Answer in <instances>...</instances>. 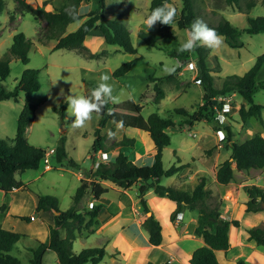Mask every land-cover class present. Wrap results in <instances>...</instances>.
<instances>
[{
    "label": "trees",
    "instance_id": "obj_1",
    "mask_svg": "<svg viewBox=\"0 0 264 264\" xmlns=\"http://www.w3.org/2000/svg\"><path fill=\"white\" fill-rule=\"evenodd\" d=\"M21 12H29L38 20L40 28L35 38L28 37L24 32H18L13 36L11 45L4 55L0 57V101L12 100L20 102L23 92L25 98L23 108L17 121L16 134L13 138L0 136V194H8L15 188L27 187V184L17 178V174H22L27 169H38L41 167L46 149L35 145L29 141V128L36 118L37 104L33 103L31 95L40 89L39 74L40 69L25 68L21 74L18 84L11 89L4 84L8 77L13 58L20 59L24 64L29 62V52L35 42L48 44L54 40L53 49L77 50L87 58H94L93 53L85 51L84 42L93 29H98L102 33L105 42L119 45L125 52L135 55V58L123 62L113 72L114 78L126 75L133 64L143 58L138 53L136 46L132 42L129 29L123 24L122 16L116 18L106 15V0H98V7L86 12L80 11L84 1L90 0H67L66 4L55 9H46L34 6L27 0H16ZM183 7L178 18L180 28L189 29L191 23L196 18H201L197 11L195 0H182ZM228 4L240 5L241 0H226ZM171 0H169V3ZM164 0H152L149 7V14L153 9L161 6ZM6 0H0V14L6 8ZM256 5L254 0L247 3L246 12ZM75 10L79 15V20L85 18L82 23L73 31L67 32V26L74 22L69 16V11ZM242 10V9H241ZM43 20V22L41 21ZM209 27L214 28L219 35L225 37V41L235 48L243 46L239 37L242 33L258 34L264 32V15L248 16L249 25L246 28H239L233 25L228 19L223 18L216 24L206 22ZM139 36L145 40L149 47L156 45V36L149 31L141 30ZM211 50L206 47H197L192 51L196 58L197 74L195 79H200L203 88L202 103L194 111H189L184 107L175 108L174 112L184 116L183 124L177 123L171 116H162L158 112H152L144 117L142 110L144 105L127 98L116 104H109L100 115L99 125L94 131L93 153L99 150H108L106 147L107 135L102 132L108 121H123V126L137 128L146 131L154 143V160L151 164H138L131 160L126 153L119 150L116 157L110 161H100L89 171L88 175L82 177L81 183L75 194L72 196V204L69 208L61 210L58 206V199L54 195H37L35 211L50 212L52 221L49 224V236L46 240H36V244L29 246V264H44V255L47 250L56 253L61 264H97L105 256V246H94L83 248L79 252L73 249V241L77 233L82 229H91L96 222V217L101 210V204L94 203L92 207L82 206L84 198L90 193L98 194L108 191V188L100 183V180H111L122 188H130L139 184L138 196L145 211H149L144 195L150 189L161 196L176 201L177 208L188 207L198 209L199 216L203 222L201 236L204 244L197 247L190 258V264H221L217 257L216 250H227L230 246L229 229L231 225L238 226L237 219L227 220L222 217L220 201L211 203L213 190L207 186L206 176H200L196 186L192 190L181 189L171 185L160 183L163 177H171L186 167L189 163L173 164L165 168L163 161V150L171 143V137L167 132L170 126L193 125L197 121H218L221 124L219 129L226 131V146L231 149L229 158L221 162L217 168L216 177L221 183H228L233 178L232 160L235 161L239 170L264 167V136L255 134L240 143L234 137L232 127L221 123L217 117L215 98L236 93L244 98L238 109V114L242 122L249 118H257L263 125L264 104L255 101V93L264 90V77L258 79V75L264 68V51L256 57L254 64L244 74H230L224 77L220 86L215 85L213 69L208 62ZM169 55L175 56L183 62L189 58V52H178L177 49L169 51ZM182 62V64H183ZM180 67L177 68V72ZM219 71V70H217ZM175 72L166 73L161 76L148 74V84L142 92L141 97H145L148 91H153V102L159 103L166 92L163 84L173 79ZM97 85H94L96 87ZM67 101L61 103L60 110L64 115ZM233 105V104H232ZM218 107H223V102L218 103ZM111 109V114L109 113ZM117 112H125L128 116H122ZM182 124V125H181ZM116 126V123H114ZM136 138L123 136L117 141H113L109 148L120 146L134 147ZM55 158L62 163L68 159V165L79 167V163L72 157L68 158L65 136L61 137L60 143L55 148ZM249 198L246 201V208L249 211H257L262 208L264 202V190L256 185L247 188ZM4 208V205H2ZM23 220L31 221L29 216H20ZM143 226L149 234V242L159 245L163 242L162 225L154 215H149L143 221ZM65 229L67 234L62 236L61 230ZM249 237L257 244L264 245V225H256L247 229ZM28 234L16 230L5 228L0 222V264H24L20 258L11 252L16 243L28 237ZM146 264H155L148 261ZM175 264V263H166ZM236 264H251L244 258L236 260Z\"/></svg>",
    "mask_w": 264,
    "mask_h": 264
},
{
    "label": "rangeland",
    "instance_id": "obj_2",
    "mask_svg": "<svg viewBox=\"0 0 264 264\" xmlns=\"http://www.w3.org/2000/svg\"><path fill=\"white\" fill-rule=\"evenodd\" d=\"M27 1L34 6L39 5L40 7L48 8L49 6L64 5L67 0ZM151 1L106 0V15L113 18L122 16L123 24L131 33L133 44L136 46L138 53L143 56L141 60L133 64L131 70L125 76L114 78L112 72L123 62L134 59L135 55L125 52L119 45L108 44L106 42L107 49L102 52V56L94 59L86 58L75 50L64 48L54 50V40L48 44L35 42L29 52V62L27 64H24L18 58H13L10 62V73L3 82L11 89L16 87L25 68L40 69V89L34 92L30 98L33 103L37 104L38 109L36 118L29 128V141L49 150L50 148H57L61 137L65 136L68 158L72 157L79 163V167L69 166L68 159L59 163L55 158V154H52L50 155L51 169H45L42 161L39 169H30L25 171L24 174H17L18 179L27 183V189L17 194L18 202L16 203V207L23 212L33 213L37 219L30 223H16L18 229H14L29 234L28 237L19 240L11 252L14 256L20 258L24 264H29V246L36 244V238L42 239V235L40 234V228L43 226L42 219H52L50 212L44 213L42 211L37 213L35 211L34 203L37 195H54L59 200L61 210L67 209L71 206L72 195L75 194L80 184L77 174L79 172L87 174L94 164L101 161L97 157L99 152L93 153L92 151L95 139L94 131L101 117L94 115V118L87 122L84 127L73 128L72 118L66 110L67 105L64 115H62L60 110L61 103L67 101L68 95H87L89 90L98 84L99 76L107 73L112 77L109 82L114 87V95H117L120 101L133 98L135 101L140 102L144 105L142 110L144 117H147L152 112H158L162 116H171L177 123L183 124L184 116L175 113L174 109L184 107L192 112L202 103L203 88L195 79L197 66L193 53H189V58L186 62L169 55L170 50H178L180 45L186 40V29L180 28L178 25L183 1L171 0L170 2L177 9V14L172 25L157 23L153 29L148 30L144 24V20L149 15ZM250 1L241 0L240 5L228 4L226 0H195V3L201 19L205 22L216 24L223 18H226L233 25L239 28H246L249 25L248 16L264 15V0H254L256 5L248 13L246 12L247 3ZM6 3L5 10L0 14V57L4 55L7 48L11 45L13 36L16 33L24 32L28 37L34 39L40 28L39 22L33 14L21 12L16 0H6ZM97 7L98 0L84 1L80 11L86 12ZM41 21L43 22V20ZM75 24L77 22L72 25ZM141 30L149 31L156 36L155 46L149 47L145 40L139 36ZM94 31L99 32L100 30L94 29ZM222 37L223 45L216 51H210L208 56V62L213 69L212 74L214 75L216 86H220L227 75L235 73L244 74L254 64L256 57L264 51V32L258 34L242 33L239 40L243 46L240 48L231 47L225 41V37ZM191 61L195 64V68L193 69L188 64ZM180 65L182 66V71L177 72V67ZM166 66L175 68V76L163 84L166 94L161 101L159 103L153 102V91H148L145 97H141V93L146 89L148 84L146 73L161 76L169 73L164 70ZM263 77L264 68L258 75V79L260 80ZM20 95V102L7 100L4 101L7 105L0 104L1 137L13 138L16 134L17 121L21 112L20 106L23 105L25 98L23 92ZM230 100L233 104L230 111L226 114L218 113L217 117L224 125L229 124L233 127V138L242 143L255 134L264 135V125L256 118H250L246 123L241 121L238 109L240 103L244 102V98L240 95L231 94ZM255 101L264 104V90H258L255 93ZM220 125L218 121L202 120L195 122L191 126L184 124L182 127H168L167 132L171 137V143L163 150L165 168L177 164V157L190 162L195 157V160L191 163L192 172L203 170L200 174L207 176L209 185L215 190L216 185L210 184L212 182L210 179L212 170L210 165L205 161L210 160L213 162L215 160V156L210 158L208 153L214 151L215 142L217 141L216 137L219 139L218 130L219 127H222ZM116 130H118L117 134H126L128 137L136 138L137 148L140 147L138 146L139 142H145L144 140L149 144L146 146L150 147L153 145L149 134L141 129L121 127ZM113 132L107 130V138H112ZM224 133L226 134L225 130ZM219 142L223 144V148H226V138L223 140L219 139ZM203 150L205 151L204 155H202ZM147 160L149 163L152 161V158H148ZM251 171L252 178L249 181L255 182V184H263L264 181L258 179L256 171L254 169ZM184 173L186 171H181L171 177H163L160 183L171 186L180 184L179 180L182 179ZM187 173L189 175L191 173L190 170H187ZM197 176L199 174L196 173L191 180L186 178L188 180L186 187L192 188L196 184ZM131 192L137 195L135 189L131 190ZM2 195L3 193L0 194L1 205L3 203ZM152 195L159 198L162 197L154 191H152ZM244 195V192H242L241 197H244ZM84 199L88 200V196ZM148 199L150 203H154L155 198L148 196ZM1 205L0 217L2 216L1 213L7 212L4 210L5 206L2 208ZM29 217L31 218V215ZM127 236L130 240H140L135 235ZM109 239L113 241L111 244L119 241V237L116 235L107 237L90 234L89 239L81 238L73 241V247L74 250L80 251L83 248L81 243L85 240L91 242V245L85 247L87 248L98 246L100 242V244H107ZM111 244L109 243L107 249H105L107 251L106 258L111 256V252L109 251ZM183 254L185 256L184 252ZM44 257V264H61L58 261L56 253L52 250H47ZM138 257L139 255L136 254L131 264ZM124 261L125 257L121 256L120 263Z\"/></svg>",
    "mask_w": 264,
    "mask_h": 264
},
{
    "label": "crops",
    "instance_id": "obj_3",
    "mask_svg": "<svg viewBox=\"0 0 264 264\" xmlns=\"http://www.w3.org/2000/svg\"><path fill=\"white\" fill-rule=\"evenodd\" d=\"M61 6L62 5L52 6V7L49 6L46 9H55L56 7H61ZM84 19H85L84 17L81 18L79 22L75 25H72L75 22L70 23L67 26V32L76 29ZM84 46H85V51H87L88 53H93L95 55L94 58H98L102 56V52L105 49H107V45L105 43V39L102 33L100 31L95 32L94 29L87 36L84 42ZM79 54L81 53L79 52ZM81 55L84 56L83 54ZM94 58H89V59H94ZM178 67H180L179 72L180 70L182 71L181 68L182 66L180 65ZM148 74L146 73V78L148 77ZM233 95H238V94L233 93ZM244 102H241L240 105ZM0 104L7 105V103L4 101H0ZM22 108L23 105L20 106V111L22 110ZM117 113L122 116L129 115L125 112H117ZM116 129L117 126H114V122L110 120L107 122L106 127L103 128L102 130L104 134H106L107 130L114 132L112 134L113 135L112 138L106 139V147L108 148V150L107 151L104 150V152H107V158L101 161L113 160L116 157L117 152L121 150L124 153H126L131 160H133L138 164H151L153 162L154 152H155V148L153 146L154 143L150 147L146 146L148 144L146 140H144L145 142L143 141L139 142L138 146L140 147L142 146V148L136 147L137 139L134 147L120 146L115 148H109L113 141H117L121 139L123 136H127L126 134L123 135L117 134L118 130ZM216 139L217 141L215 142L216 145L214 146V151L208 153L210 158L215 156V160L213 162L210 160L205 161L210 165V168L212 170L210 177L212 182L210 184L216 185V189L215 190L212 189L213 197L211 198L210 201L212 204H216L218 201H220L221 203L220 208L222 212V217L224 219L227 220L237 219L239 221L238 226L235 225L230 226L229 248L227 250H221V249L216 250L217 257L219 258L221 264H236V260L239 258H244L247 262L251 264H264V245L257 244V242L254 239H251L249 237V233L247 231L249 227L256 226V224L264 225V207L262 206V208L257 211H249L246 208V201L249 198L247 188L252 185H256L260 189L264 190V183L255 184V182L249 181L252 178L251 170L254 169L256 171V175L258 179H262V181H264V167L239 170L236 167L235 161L232 160V168H233L232 180L228 183L219 182L216 177L217 168L221 162H223L225 159L230 157L231 149L227 148V146L226 148L225 147L223 148V144L219 142V139L217 137ZM204 154L205 151L203 150L202 155ZM148 158H152V161L149 163L147 160ZM177 159L180 160V163H189V166L186 167L184 170H182V171H186V173H184L182 179L179 180L180 184L175 185V187L186 190H192L196 186L199 177L206 175L200 174L203 172V170L200 171L196 170L195 172H192L191 163L195 160V157H193L192 162L184 161L179 157H177ZM99 162L100 161H98L96 165ZM94 165L92 166V168L94 167ZM51 168L52 165H50L49 167L45 166V169H51ZM187 170L188 171L190 170L191 172L189 175H187L188 174ZM24 172L22 174H24ZM88 173L89 172H87V174L79 172L77 174V178L80 180V183L82 177H85V175H88ZM196 173L199 174V176H197L196 178V184L192 188L186 187L188 185L187 184L188 180L186 178H189L191 180V178H193L196 175ZM100 183L103 186L107 187L108 191L101 194L90 192L87 195L88 200L84 199L82 202V206H87V207L90 202L101 204V210L99 211V214L96 217V222L90 230L82 229L80 232H78L77 237L74 240L76 241L81 238L89 239L90 234L103 235L107 237L116 235L119 237V241L113 244H111V242H113L111 239L108 240L107 244H100L101 242L99 243L100 246L104 245L105 249H107L109 243L111 244L109 250L111 252V256L107 258L104 256L103 259L97 264H131V261L133 257L136 256V254H138L139 257L132 264H146L148 261H152L155 264H166V263L190 264L189 261L193 254V251L197 247L204 244V240L201 236L203 222L199 216L198 209L181 207L176 211L177 208L176 201L168 198L167 196H162L160 198L156 197L155 195H152V191L154 190L150 189L144 195L147 206L149 207V211H145L144 208L141 206L140 197L138 196V187H139L138 183L130 188H122L111 180H100ZM206 184L207 186L212 188L211 185H209L208 179ZM26 189L27 187L15 188L10 193L2 195L3 196L2 205L5 206L4 210L7 212L1 213L2 216L0 217V222L5 228L14 230V229H18L16 223L19 222L30 223L32 221L37 220L36 216L33 213L23 212L22 210H19V208L16 207L17 206L16 203L18 202L17 194L19 192H23L22 190H26ZM133 189L136 190L137 195L132 194L131 190ZM242 192H244L245 194L244 197H241ZM148 196L155 198L154 203L149 202ZM36 204H37V198L34 203L35 208H36ZM58 206H59V200H58ZM59 208L61 209L60 206ZM152 214L157 220L160 221L162 225L164 238H163V242L159 245L150 244L149 234L145 229V227L143 226V221L146 219L147 216ZM29 215L34 216L35 218L31 221H26L23 220L22 218L20 219V216H29ZM42 220H43L42 221L43 226L40 228L41 229L40 234L42 235L41 236L42 239H38V240L44 241L49 236V224L51 223L52 219H42ZM62 231L64 232L63 234ZM61 234L62 236H66L67 234L66 230L62 229ZM127 235H135L140 240L138 241L130 240ZM90 243L91 242H89L88 240H85L81 243V246L85 248L86 246L91 245ZM183 252L185 253V256ZM106 254L107 251L105 255ZM121 256L125 257V261L123 263H120Z\"/></svg>",
    "mask_w": 264,
    "mask_h": 264
},
{
    "label": "clouds",
    "instance_id": "obj_4",
    "mask_svg": "<svg viewBox=\"0 0 264 264\" xmlns=\"http://www.w3.org/2000/svg\"><path fill=\"white\" fill-rule=\"evenodd\" d=\"M69 16L74 22H79V15L75 10L69 11ZM177 14V9L164 0L161 6L156 7L145 18L144 24L148 30L153 29L157 23L161 25H172ZM186 40L180 45L178 52L191 53L197 47H206L211 51H216L223 45V37L218 32L209 27L201 18H196L186 30ZM165 71L172 73L174 67H165ZM112 77L107 74L99 76V82L96 87L89 90L87 95H68L67 96V113L72 118V127L81 128L96 117H99L103 110L111 103L120 102V98L114 95V87L109 82ZM111 114V109H109ZM117 128L123 127V121H116Z\"/></svg>",
    "mask_w": 264,
    "mask_h": 264
},
{
    "label": "built area",
    "instance_id": "obj_5",
    "mask_svg": "<svg viewBox=\"0 0 264 264\" xmlns=\"http://www.w3.org/2000/svg\"><path fill=\"white\" fill-rule=\"evenodd\" d=\"M191 66V69L195 68V64L193 61L188 63ZM200 79H197L196 82L200 83ZM231 94L230 95H226V96H218L215 98L216 100V104L214 105V108L217 109V113H221V114H226L227 112L230 111L231 107H232V103L230 100ZM223 102V107L220 108L218 107V103ZM218 134H219V139L223 140L226 137V134L224 133L223 129H219L218 130ZM55 148H50L49 150H46L44 158H43V163L46 167H49L50 164V155L55 153ZM99 155L97 156L99 160H104L107 158V152H104L102 150H99ZM94 205V202H90L89 203V207H92ZM34 216H31V219H34Z\"/></svg>",
    "mask_w": 264,
    "mask_h": 264
},
{
    "label": "water",
    "instance_id": "obj_6",
    "mask_svg": "<svg viewBox=\"0 0 264 264\" xmlns=\"http://www.w3.org/2000/svg\"><path fill=\"white\" fill-rule=\"evenodd\" d=\"M262 206L264 207V202L262 203Z\"/></svg>",
    "mask_w": 264,
    "mask_h": 264
}]
</instances>
